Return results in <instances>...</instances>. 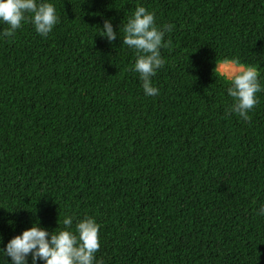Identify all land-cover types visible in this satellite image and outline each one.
I'll return each instance as SVG.
<instances>
[{"label":"trees","instance_id":"trees-1","mask_svg":"<svg viewBox=\"0 0 264 264\" xmlns=\"http://www.w3.org/2000/svg\"><path fill=\"white\" fill-rule=\"evenodd\" d=\"M41 2L47 37L31 13L14 37L0 21V264L25 230L86 217L93 264H264V0ZM138 6L172 26L154 96L123 44ZM225 60L258 71L250 121L230 111Z\"/></svg>","mask_w":264,"mask_h":264},{"label":"clouds","instance_id":"clouds-1","mask_svg":"<svg viewBox=\"0 0 264 264\" xmlns=\"http://www.w3.org/2000/svg\"><path fill=\"white\" fill-rule=\"evenodd\" d=\"M26 13L32 14L31 23L43 37H47L58 22L55 7L51 3L38 4L37 0H0V21L9 26L3 31L5 37H14L16 31L21 28ZM171 31L172 26L167 24L162 29L158 28L154 13L143 6H138L123 26V44L137 52L134 70L140 74L144 92L148 96L158 94L151 78L157 69L164 66L160 48L163 46L165 33ZM102 33L110 42L117 38L110 20H105ZM215 71L231 81L228 94L235 103L230 111L245 121H250L248 113L257 104L255 94L261 91L257 69L225 60L217 64ZM261 212L264 213V208ZM72 223L71 217L63 220L66 228H70ZM99 229L100 226L94 218L86 217L76 224V234L61 230L51 234L49 239L46 230L33 226L22 235L11 239L5 253L11 257L13 264H27L26 257L29 254L32 255L33 264H36L37 260H43L46 264H93L95 253L100 249Z\"/></svg>","mask_w":264,"mask_h":264}]
</instances>
